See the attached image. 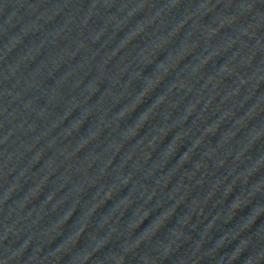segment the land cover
<instances>
[{
  "label": "water",
  "instance_id": "water-1",
  "mask_svg": "<svg viewBox=\"0 0 264 264\" xmlns=\"http://www.w3.org/2000/svg\"><path fill=\"white\" fill-rule=\"evenodd\" d=\"M0 264H264V0H0Z\"/></svg>",
  "mask_w": 264,
  "mask_h": 264
}]
</instances>
